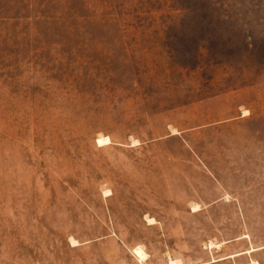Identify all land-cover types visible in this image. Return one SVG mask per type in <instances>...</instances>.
Listing matches in <instances>:
<instances>
[{
  "label": "rangeland",
  "instance_id": "rangeland-1",
  "mask_svg": "<svg viewBox=\"0 0 264 264\" xmlns=\"http://www.w3.org/2000/svg\"><path fill=\"white\" fill-rule=\"evenodd\" d=\"M172 261L264 264V0H0V264Z\"/></svg>",
  "mask_w": 264,
  "mask_h": 264
},
{
  "label": "bare ground",
  "instance_id": "bare-ground-1",
  "mask_svg": "<svg viewBox=\"0 0 264 264\" xmlns=\"http://www.w3.org/2000/svg\"><path fill=\"white\" fill-rule=\"evenodd\" d=\"M104 138V137H103ZM99 143L100 144H107L108 145V143H110V140H109V138H104V139H100L99 140ZM106 146V145H105ZM100 147V146H99ZM195 209H196V207H195ZM135 253L137 254V256L138 257H140L141 259H143L144 258V253H143V251L140 249V248H137L136 250H135ZM147 259V258H146ZM213 262H215V261H213ZM172 264H175V262L174 261H172ZM177 264V263H176Z\"/></svg>",
  "mask_w": 264,
  "mask_h": 264
}]
</instances>
